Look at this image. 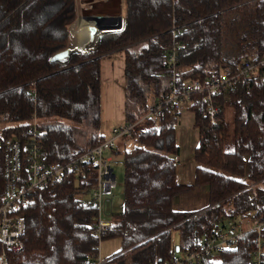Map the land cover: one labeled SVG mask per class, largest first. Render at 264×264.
<instances>
[{
    "label": "trees",
    "instance_id": "16d2710c",
    "mask_svg": "<svg viewBox=\"0 0 264 264\" xmlns=\"http://www.w3.org/2000/svg\"><path fill=\"white\" fill-rule=\"evenodd\" d=\"M124 3L128 10L120 30L106 31L98 39L101 30L83 29L73 33V42L77 0H0L3 137L23 134L36 110L51 161H66L100 145L106 139L99 132L102 58L108 54L125 53L126 122L169 94L168 59L174 49L177 64L188 69L179 85L235 72L243 61L264 57V0ZM71 45L81 52H74L67 63L51 61ZM217 102L221 111L214 125L204 93L194 95L188 107L199 129L193 184H181L177 178V109L168 107L150 118L149 130L137 138H123L136 140L131 149L121 150L117 143L112 150L124 157L125 192L123 209L111 216L114 228L102 236L121 239L122 247L109 264H163L198 246L226 220L264 218V80L256 76L250 84L240 82ZM3 185L0 157V192ZM96 186V169L87 165L82 174L67 175L63 182L38 191L35 201L20 211L26 218L25 248L11 254L9 264H92L99 254L93 226L97 207L90 199ZM200 187L209 193L207 208H174L178 196ZM119 201L112 198L107 208ZM256 243L257 231H251L200 264H252Z\"/></svg>",
    "mask_w": 264,
    "mask_h": 264
},
{
    "label": "built area",
    "instance_id": "2783aa9c",
    "mask_svg": "<svg viewBox=\"0 0 264 264\" xmlns=\"http://www.w3.org/2000/svg\"><path fill=\"white\" fill-rule=\"evenodd\" d=\"M183 54L187 53L185 45L180 46ZM172 67V82L169 94L162 100L150 104L132 122L112 128L110 136L95 147L66 161H51L42 143L40 125L43 120L35 110L27 123L23 134L9 137L1 135L5 116L0 115V157L3 166V187L0 192V264H9V256L18 254L25 248L24 235L26 218L20 211L35 201L36 193L49 186L64 181L67 175H80L87 165H92L97 173V186L90 199L97 207L93 223L94 233L100 239L114 228L107 205L121 199L113 194L118 187L117 176L112 166V157L108 153L117 146L120 139L140 135L149 130L148 120L162 115L166 108L179 111L188 109L194 102V95L204 93L207 115L214 125L218 122L221 106L217 97L227 93L240 82L250 84L252 79L260 76L264 80V57L258 60L249 59L241 63L235 72L224 71L210 75L206 81L186 80L179 85L181 76L188 71L179 66L176 49L169 56ZM31 100L37 103V90L31 91ZM123 190V194H124ZM257 231L256 248L253 251L252 264H264V218H237L226 220L221 226L211 231L206 238L191 250L174 255L163 264H200L203 259L214 256L223 250L233 247L238 238ZM92 264H109V260L95 258Z\"/></svg>",
    "mask_w": 264,
    "mask_h": 264
},
{
    "label": "rangeland",
    "instance_id": "374dc122",
    "mask_svg": "<svg viewBox=\"0 0 264 264\" xmlns=\"http://www.w3.org/2000/svg\"><path fill=\"white\" fill-rule=\"evenodd\" d=\"M77 0V5H79ZM82 2V1H81ZM122 2L118 6V13L121 12ZM127 4L123 5V14H127ZM82 15V10L79 11ZM82 22V21H81ZM88 23L87 20L84 21ZM76 27L75 25L73 28ZM227 54L233 55V49L229 48ZM102 61V123L99 132L105 136H110L112 128L121 126L126 123V108L127 101L125 96V76L123 62L125 61L124 51L115 52L104 56ZM185 111V110H184ZM183 113V120L178 123L177 136L178 144L181 148V153L178 156L177 178L181 184H193L195 178L196 162L194 159V147L199 141L198 127L194 125V114L190 110ZM183 112V111H182ZM187 119V120H185ZM193 120V121H192ZM135 135L134 137H138ZM127 140L130 142L132 148L136 144V140L132 138L122 139L118 142L120 149H125L123 142ZM111 155L112 166L117 176L118 187L114 189V194L120 195L121 200L115 202L110 210V216L114 212H119L123 209V190H124V157L123 155ZM208 192V191H207ZM209 205V198L206 194V189L203 187L197 188L192 192L184 193L178 196L175 200L174 208L179 211H198L207 208ZM177 237V236H176ZM120 238H101L99 245V254L97 258L109 260L113 258L121 249ZM219 253L214 254V258ZM196 264V263H194Z\"/></svg>",
    "mask_w": 264,
    "mask_h": 264
},
{
    "label": "crops",
    "instance_id": "0c3cea01",
    "mask_svg": "<svg viewBox=\"0 0 264 264\" xmlns=\"http://www.w3.org/2000/svg\"><path fill=\"white\" fill-rule=\"evenodd\" d=\"M81 1H79V5H77V19L71 25L72 37H73L74 29H76L81 23H83L84 18L93 19V17H94V19H95V17L98 16V17H102V21H101L102 23L107 24V25H113V22H114V25H115V24L120 23V18L122 17L123 23H124V20H125L124 19L125 16L123 14V5L125 4L124 0H81ZM120 1L122 2V9H121V12L118 13V6H119ZM80 10H82V15L79 14ZM74 25L76 27L73 28ZM73 42H74V37H73ZM82 51H85V50H82ZM102 61H103V59H102ZM123 67H124V62H123ZM184 110H183V112H181L180 119H182V120L184 118L183 113L188 112V111H186L188 109H184ZM185 120H187V119H185ZM180 121L181 120H179V122ZM193 122L195 123V115H194V121ZM198 131H199V129H198ZM177 139H178V136H177ZM123 145L125 148L123 150H126V149H128V147H130V142L129 141L127 142V140H125L123 142ZM198 145H199V141H198V144L194 148L196 149L198 147ZM117 147L119 148V146H117ZM195 149H194V152H195ZM180 150H181V148H180ZM203 188H205V187H203ZM206 194L208 195V198H209V193L207 192V189H206Z\"/></svg>",
    "mask_w": 264,
    "mask_h": 264
},
{
    "label": "water",
    "instance_id": "95a60500",
    "mask_svg": "<svg viewBox=\"0 0 264 264\" xmlns=\"http://www.w3.org/2000/svg\"><path fill=\"white\" fill-rule=\"evenodd\" d=\"M90 20H93V19H90ZM102 21V17H95V19L93 20L94 22V26L101 30V33H100V36L98 37V39L103 36L104 32L106 31H114V30H120L122 27H123V18L121 17L120 18V23L119 24H115V25H107V24H104L101 22ZM97 39V41H98ZM96 41V42H97ZM96 42L92 45V47L96 44ZM74 52H81V51H76L72 48V45L67 47L66 49L62 50V51H59L57 53H55L52 57H51V61L52 62H61V63H67L70 58H71V55L74 53ZM82 52H87V50L85 51H82ZM180 251V248H177V252Z\"/></svg>",
    "mask_w": 264,
    "mask_h": 264
},
{
    "label": "bare ground",
    "instance_id": "6f19581e",
    "mask_svg": "<svg viewBox=\"0 0 264 264\" xmlns=\"http://www.w3.org/2000/svg\"><path fill=\"white\" fill-rule=\"evenodd\" d=\"M93 19H94V17H93ZM85 20H87L88 23H85L84 22ZM84 21L76 29H74L73 33L80 31V30H83V29H97L94 26L95 24H94L93 20H90L88 18H84ZM113 25H114V22H113ZM76 51H79V50H76Z\"/></svg>",
    "mask_w": 264,
    "mask_h": 264
}]
</instances>
